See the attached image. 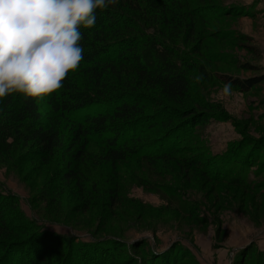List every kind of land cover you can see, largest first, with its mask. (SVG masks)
I'll return each mask as SVG.
<instances>
[{"label":"trees","instance_id":"1","mask_svg":"<svg viewBox=\"0 0 264 264\" xmlns=\"http://www.w3.org/2000/svg\"><path fill=\"white\" fill-rule=\"evenodd\" d=\"M198 1L199 5L192 8V0H119L115 6L97 10L96 26L82 29L84 59L80 68L69 74L58 95L47 97L45 112L40 103L17 93L0 102V163L9 162L18 148L28 144L35 149L30 153L44 161L62 148L60 179L69 183L86 163L87 144L98 142L105 147L99 162L114 169L118 162L127 159L147 160L150 164L164 159L211 180L228 179L242 185L240 172L256 165L251 159L253 150L264 136L243 135L230 142L220 155H203L200 168L199 155L181 157V145L196 126L216 117L219 121L230 118L209 100L194 74L210 76L223 85L231 82L232 89L242 93L264 80V75L242 79L207 73L201 65L198 70L190 62L188 51L178 40L180 36L189 39L201 35L197 21L249 14L243 5ZM202 36L205 34L198 38L200 45ZM210 36L222 41L252 40L235 29H218ZM193 49L200 50L199 44ZM245 49L254 55L257 50L248 45ZM207 58L236 62L222 52L211 53ZM239 66L245 71L258 69L247 62ZM184 101H191L194 107L178 109L171 105ZM244 145L249 146L245 154ZM263 166L258 163L256 170ZM10 203V198L0 193V264H106L114 250L122 246L113 239L80 241L42 230L22 215L8 217L6 208H10ZM10 234L15 237L7 239ZM131 246L141 247L143 242ZM179 251L169 247L155 254L145 253L142 258L127 257L116 264H198L179 255ZM262 259L264 263V254Z\"/></svg>","mask_w":264,"mask_h":264},{"label":"rangeland","instance_id":"2","mask_svg":"<svg viewBox=\"0 0 264 264\" xmlns=\"http://www.w3.org/2000/svg\"><path fill=\"white\" fill-rule=\"evenodd\" d=\"M211 1L246 6L249 14L197 21V29L205 34L202 45L198 40L202 34L189 39L180 36L178 40L188 51L190 62L198 70L201 65L207 73H224L242 79L264 75L258 64L261 51L249 34L264 24V15L256 17L258 13L264 14V0L263 4L260 0ZM192 2V8L199 5L198 0ZM218 29H235L252 40L222 41L210 36V32ZM198 44L200 50H194ZM246 45L257 49L255 55L245 49ZM219 52L233 57L236 65L230 64L228 58L223 61L207 58ZM246 62L258 69L242 70L239 64ZM193 77L196 80L198 76ZM263 81L249 92L232 89L226 96L223 84L202 75L199 83L206 96L230 118L219 121L216 117L196 126L181 145V157L199 155L200 168L203 155H220L230 142L238 141L243 135L264 136ZM151 93L159 97L157 92ZM46 101L47 97L40 102L44 112ZM171 105L178 109L194 107L191 101ZM69 132L70 128L65 132L64 143ZM262 143L253 150L251 159L256 165L240 172L242 185L230 183L228 179L214 181L164 159L155 164L127 159L118 162L114 169L99 162L105 147L98 142L87 144L85 165L80 166L76 178L66 183L60 179L62 148L52 159L44 161L30 153L35 149L28 144L18 148L9 162L0 163V193L11 200L10 208H6L8 217L22 215L35 221L42 230L80 241L113 239L120 243L122 246L114 250L106 264H116L127 257L142 258L145 253L155 254L169 247L180 249L179 255L198 264H236L237 261L264 264V166L256 170L258 163H264ZM248 149L244 145L243 153ZM13 237L10 234L7 239ZM134 242H143V246L134 248L131 246Z\"/></svg>","mask_w":264,"mask_h":264},{"label":"clouds","instance_id":"3","mask_svg":"<svg viewBox=\"0 0 264 264\" xmlns=\"http://www.w3.org/2000/svg\"><path fill=\"white\" fill-rule=\"evenodd\" d=\"M118 2L0 0V102L13 93L36 103L58 95L84 59L82 29L94 28L97 10ZM222 91L230 95L231 82Z\"/></svg>","mask_w":264,"mask_h":264},{"label":"crops","instance_id":"4","mask_svg":"<svg viewBox=\"0 0 264 264\" xmlns=\"http://www.w3.org/2000/svg\"><path fill=\"white\" fill-rule=\"evenodd\" d=\"M246 1L250 2V1H255V0H246ZM260 3L263 4L262 0H260ZM262 9H264V7H262ZM263 15L264 14L258 13L256 17H258V16L262 17ZM249 34H251V36L254 38V40L257 41L256 44L261 51V58H260L258 64L262 67L263 73H264V24H262V26H260V27H255V29H253L252 31L250 30ZM262 84H263L262 89L264 90V81ZM224 151L222 150L221 153H223Z\"/></svg>","mask_w":264,"mask_h":264}]
</instances>
